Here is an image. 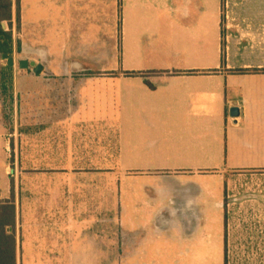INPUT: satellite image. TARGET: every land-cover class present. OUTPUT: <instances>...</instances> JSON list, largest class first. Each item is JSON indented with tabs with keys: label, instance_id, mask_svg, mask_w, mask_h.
I'll list each match as a JSON object with an SVG mask.
<instances>
[{
	"label": "crops",
	"instance_id": "0c3cea01",
	"mask_svg": "<svg viewBox=\"0 0 264 264\" xmlns=\"http://www.w3.org/2000/svg\"><path fill=\"white\" fill-rule=\"evenodd\" d=\"M110 25L164 67L43 70ZM14 26L42 68L0 84V264H264V0H18Z\"/></svg>",
	"mask_w": 264,
	"mask_h": 264
},
{
	"label": "rangeland",
	"instance_id": "374dc122",
	"mask_svg": "<svg viewBox=\"0 0 264 264\" xmlns=\"http://www.w3.org/2000/svg\"><path fill=\"white\" fill-rule=\"evenodd\" d=\"M3 27L6 30L10 29L8 23L3 22ZM122 27V26H120ZM114 25H110L109 28H105L104 31H90L88 33H83L84 37L77 36L76 33H71V38L68 36L62 39L58 37V41L65 40L68 47H74L78 51L83 52L81 56L77 59L81 61L80 65L71 64H58V65H48L44 64L43 70L45 71H109L116 72L122 70V68L146 70L152 66L158 67L163 66L162 64H144L142 63L144 56L147 54L149 49H156L160 52L161 47L155 41L152 42L148 35H145L142 30H137V32L131 31L127 26L121 29ZM12 30V29H11ZM159 34V33H158ZM16 30L15 26L12 31V52L9 56L14 58V65L12 67L13 72L22 71L18 66L19 56L13 49V45H16ZM92 56H99L103 59H110L109 63H86L92 60ZM115 60L116 63H112ZM8 60L6 58L0 57V84H6V80H3L6 76V72L3 67L6 66ZM32 70V69H28ZM160 90V89H157ZM137 103H140L138 95L133 96ZM132 98V97H131ZM158 128L153 129L154 138ZM155 149V147H154Z\"/></svg>",
	"mask_w": 264,
	"mask_h": 264
},
{
	"label": "trees",
	"instance_id": "16d2710c",
	"mask_svg": "<svg viewBox=\"0 0 264 264\" xmlns=\"http://www.w3.org/2000/svg\"><path fill=\"white\" fill-rule=\"evenodd\" d=\"M15 19L18 20V0H0V57L3 58V55H10L12 52V31H11V22ZM3 22L9 24L10 29L6 30L3 27ZM3 70L6 72V76L3 80H6V84L3 85L4 95L7 94V88H10L8 85L11 84V74L13 73L12 67L7 63L6 66L3 67ZM145 83L152 88V85L145 80ZM9 213H14V207L11 206L9 209ZM5 224L0 223V232H5ZM13 257L10 256V264H13Z\"/></svg>",
	"mask_w": 264,
	"mask_h": 264
},
{
	"label": "water",
	"instance_id": "95a60500",
	"mask_svg": "<svg viewBox=\"0 0 264 264\" xmlns=\"http://www.w3.org/2000/svg\"><path fill=\"white\" fill-rule=\"evenodd\" d=\"M3 58H6L8 60V64L10 66L14 65V58L12 56H8L4 54ZM18 66L20 69H29L30 67H32L34 72H38L42 68L41 64L35 63L34 61H28V60H19ZM238 114L239 113L237 109L235 110L233 109V111H231L232 116H237Z\"/></svg>",
	"mask_w": 264,
	"mask_h": 264
},
{
	"label": "flooded vegetation",
	"instance_id": "af4514ba",
	"mask_svg": "<svg viewBox=\"0 0 264 264\" xmlns=\"http://www.w3.org/2000/svg\"><path fill=\"white\" fill-rule=\"evenodd\" d=\"M20 60H22V59H20ZM19 61V60H18ZM32 70H33V68H32Z\"/></svg>",
	"mask_w": 264,
	"mask_h": 264
},
{
	"label": "built area",
	"instance_id": "2783aa9c",
	"mask_svg": "<svg viewBox=\"0 0 264 264\" xmlns=\"http://www.w3.org/2000/svg\"><path fill=\"white\" fill-rule=\"evenodd\" d=\"M3 25V24H2Z\"/></svg>",
	"mask_w": 264,
	"mask_h": 264
}]
</instances>
